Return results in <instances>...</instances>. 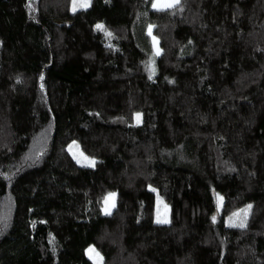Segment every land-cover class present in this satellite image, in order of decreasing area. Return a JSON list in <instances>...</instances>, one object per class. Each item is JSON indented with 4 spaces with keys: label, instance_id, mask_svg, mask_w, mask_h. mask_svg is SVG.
I'll return each instance as SVG.
<instances>
[{
    "label": "trees",
    "instance_id": "16d2710c",
    "mask_svg": "<svg viewBox=\"0 0 264 264\" xmlns=\"http://www.w3.org/2000/svg\"><path fill=\"white\" fill-rule=\"evenodd\" d=\"M154 1L0 0V264H264V0Z\"/></svg>",
    "mask_w": 264,
    "mask_h": 264
},
{
    "label": "rangeland",
    "instance_id": "374dc122",
    "mask_svg": "<svg viewBox=\"0 0 264 264\" xmlns=\"http://www.w3.org/2000/svg\"><path fill=\"white\" fill-rule=\"evenodd\" d=\"M92 0H73L71 12L76 13L79 10H86L90 8ZM158 0L154 1L153 8L155 10H160L157 7H154L156 5ZM167 0H159V3L163 4L166 3ZM74 3H75V10H74ZM169 8H165L163 10H166ZM154 46L156 53H159V45L158 41L156 39H153ZM68 151L71 154V156L74 158V160L79 164V166L84 168H94L96 166V160L87 156L81 149L80 144L77 141H73L68 146ZM150 190L157 193V196L155 198V209H156V217L155 222L157 224H164L167 225L170 223V207L165 203V201L160 197L158 192L153 189L152 187ZM111 194H114V199H110ZM117 193H110L107 195V197L104 200L103 207H102V213L105 216L111 215L115 207L117 205ZM217 200V206L219 211L222 210L224 205V199L221 195L216 194L215 195ZM114 204V207H113ZM251 207H247L246 209L236 213L233 217L226 220V225L228 227H236V228H242L238 225L243 224L245 227L246 222L248 220V217L250 215ZM167 220L166 223H160L158 220ZM87 257L93 262V264H104V258L102 254L96 249L95 246H90L87 248L86 251Z\"/></svg>",
    "mask_w": 264,
    "mask_h": 264
},
{
    "label": "snow or ice",
    "instance_id": "6c2138e0",
    "mask_svg": "<svg viewBox=\"0 0 264 264\" xmlns=\"http://www.w3.org/2000/svg\"><path fill=\"white\" fill-rule=\"evenodd\" d=\"M179 4H180V0H167V2L166 3H163V4L159 3V0H158L157 4L154 5V7H157L160 10H163L165 8H169V9L170 8H175ZM74 10H75V3H74ZM97 28L103 30V26L102 25H97ZM109 35H111V34L109 33ZM157 54H159V53L157 52ZM41 79H42V77H41ZM137 118L139 119V116ZM110 199H114V194H111ZM113 207H114V204H113ZM213 219H215V217ZM158 222H160V223H166L167 220L166 219L165 220H158ZM238 226L243 227L244 225L243 224H240Z\"/></svg>",
    "mask_w": 264,
    "mask_h": 264
}]
</instances>
